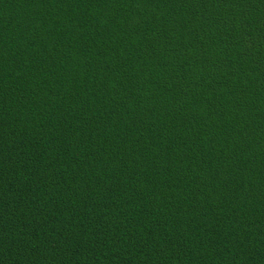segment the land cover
<instances>
[{"label":"trees","instance_id":"16d2710c","mask_svg":"<svg viewBox=\"0 0 264 264\" xmlns=\"http://www.w3.org/2000/svg\"><path fill=\"white\" fill-rule=\"evenodd\" d=\"M0 264H264V0H0Z\"/></svg>","mask_w":264,"mask_h":264}]
</instances>
